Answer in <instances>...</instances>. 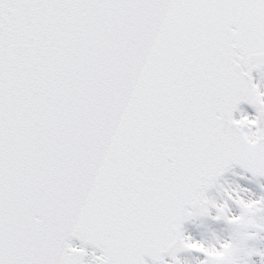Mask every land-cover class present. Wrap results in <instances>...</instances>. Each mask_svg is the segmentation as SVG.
I'll return each mask as SVG.
<instances>
[{"label":"snow or ice","instance_id":"6c2138e0","mask_svg":"<svg viewBox=\"0 0 264 264\" xmlns=\"http://www.w3.org/2000/svg\"><path fill=\"white\" fill-rule=\"evenodd\" d=\"M0 264H264V0H0Z\"/></svg>","mask_w":264,"mask_h":264},{"label":"rangeland","instance_id":"374dc122","mask_svg":"<svg viewBox=\"0 0 264 264\" xmlns=\"http://www.w3.org/2000/svg\"><path fill=\"white\" fill-rule=\"evenodd\" d=\"M248 112L252 113L253 111L251 109H248L247 107H244Z\"/></svg>","mask_w":264,"mask_h":264},{"label":"bare ground","instance_id":"6f19581e","mask_svg":"<svg viewBox=\"0 0 264 264\" xmlns=\"http://www.w3.org/2000/svg\"><path fill=\"white\" fill-rule=\"evenodd\" d=\"M242 107H244V105Z\"/></svg>","mask_w":264,"mask_h":264},{"label":"water","instance_id":"95a60500","mask_svg":"<svg viewBox=\"0 0 264 264\" xmlns=\"http://www.w3.org/2000/svg\"><path fill=\"white\" fill-rule=\"evenodd\" d=\"M248 106V105H247Z\"/></svg>","mask_w":264,"mask_h":264}]
</instances>
